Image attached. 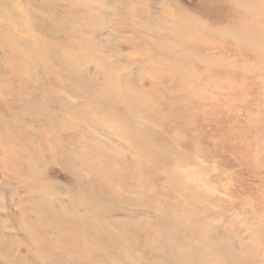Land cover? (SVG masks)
Returning a JSON list of instances; mask_svg holds the SVG:
<instances>
[{
  "label": "rangeland",
  "instance_id": "obj_1",
  "mask_svg": "<svg viewBox=\"0 0 264 264\" xmlns=\"http://www.w3.org/2000/svg\"><path fill=\"white\" fill-rule=\"evenodd\" d=\"M9 1L0 6V224L12 248L62 264L37 246L58 226L40 212L50 192L70 216L73 205L112 203L97 213L135 264L154 263L155 242L172 259L182 252V264L205 253L214 264H262L264 235L252 224L264 213V0ZM37 35L53 44V71L34 56ZM10 36H21L20 52ZM30 56L38 104L18 75ZM176 68L182 76L167 77ZM201 221L219 231L211 244ZM11 246L4 254L20 264Z\"/></svg>",
  "mask_w": 264,
  "mask_h": 264
},
{
  "label": "bare ground",
  "instance_id": "obj_2",
  "mask_svg": "<svg viewBox=\"0 0 264 264\" xmlns=\"http://www.w3.org/2000/svg\"><path fill=\"white\" fill-rule=\"evenodd\" d=\"M106 1L107 0H103V3L105 4ZM8 5H10L9 0H0V6L4 7L3 10H6V6ZM13 6L18 7L16 1L15 2L13 1ZM132 24L135 23L133 22ZM35 27L36 29H41L44 32L48 30L47 25L37 24L35 25ZM97 29L101 31L100 30L101 28H97ZM83 35L91 39L96 37L94 33L89 31L84 32ZM48 37L50 36L48 35ZM9 38L12 42V48L10 49L12 51L16 50L20 52L21 36L20 37L10 36ZM35 40L36 41L34 43L36 44L37 49H34L36 51V54L34 56L36 55L40 56L42 61L45 63L46 68L49 69V71H53L54 67L50 60L51 52L53 51L52 42L46 40L45 38L39 35L36 36ZM103 41H106V39ZM120 54L117 53V56L119 58L123 57ZM54 62L56 61L54 60ZM19 64H20L19 67L20 71L18 73L19 78L21 79V83L27 85L28 87L26 97L31 102L38 104L42 98H38L33 92L29 90L31 86H36L37 84H39V80L35 78V71H33L34 69H32V66L35 65V64L33 65V57L30 56L28 58H23L22 60L19 61ZM165 71L167 77L182 76L181 68H176L175 70H165ZM143 110L146 111L147 109H143ZM63 163L66 164L65 161H63ZM32 170L33 168L29 169V171ZM50 194L51 193L49 192L47 195V199L42 202V206L40 207V212H43L45 215L49 217L50 224H56L58 226L54 228L55 225H51L45 231H43L42 240L44 241V243L37 246L48 244L54 253L57 252L59 256L64 257V259L60 257V262H62V264H135L133 261L129 259V256L127 255V251L129 247L119 244L121 241L120 237L113 235V233L111 232L110 226L113 220L109 218H108L109 220L107 219L104 220L97 213L99 211H103V214L105 215L108 212L110 213V210H108V208H113L112 203L108 204L107 202L106 204H101V206L98 208L97 211L88 210L89 208L83 210L73 205L76 213L75 215L70 216L71 212L69 211L68 207L64 205L62 202L59 201L51 202ZM37 211H39V209H37ZM207 211L208 210L205 209V212ZM205 217H208V215L205 214ZM23 218H21L20 220V227L22 230L26 231L25 236L32 241L35 239V233L33 231L34 230L33 228L35 227L32 228L31 225L26 222L27 220ZM258 220L260 221L259 224H252V229L255 232L254 227L256 226L255 227L256 230H259L264 235V213L258 217ZM201 222L202 223L199 224L200 227L206 228L208 232H210L209 234H207L208 237L206 241L211 244L212 243L211 241L213 239L212 235L217 234L219 231L217 227L211 225L208 221H201ZM4 224L5 221L1 222L0 224V254L4 256V261L6 262V264H13L14 261L10 258V256L4 254V250H3L4 245L6 244L9 245L11 243H12L11 249L15 250L16 252L15 258H17L18 263L26 264L28 259L30 260L31 257L33 258V256L31 255L35 254L37 260L33 258L34 259L33 264H46L45 262L38 259L39 257L37 256L38 255L37 253L40 248H32L30 245H28L25 248L27 252L26 255H23L21 253L22 251L21 248H12L13 245H15L16 241H14L10 236L8 235L6 236L5 233L2 232V229L4 228ZM78 229H80V231ZM76 230H78L79 233L74 234ZM127 232L126 231L123 232L121 236L124 237L127 234ZM127 241H129L130 243L133 242V240L131 238L129 239V237L127 238ZM204 244L206 243L204 242ZM262 246L264 247V241L262 243ZM147 247L150 249V255L155 257V261L153 264H180L181 262L179 261H181L182 258L186 257V256H182L183 255L182 252L179 251L176 252L175 256H173L172 259L169 256V254H172L169 253V248L165 246H160L156 242L151 243L150 246ZM252 255H255V252ZM203 256L204 258H202L200 262L198 261L199 264H208V263L214 264L213 260L209 261V258L207 257L208 253H205ZM252 258L255 259L254 257ZM262 264H264V260L262 261Z\"/></svg>",
  "mask_w": 264,
  "mask_h": 264
}]
</instances>
